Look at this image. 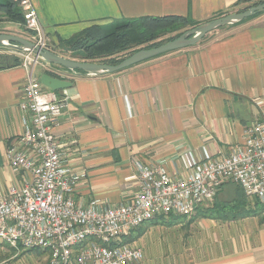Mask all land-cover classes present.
Wrapping results in <instances>:
<instances>
[{"label":"crops","instance_id":"0c3cea01","mask_svg":"<svg viewBox=\"0 0 264 264\" xmlns=\"http://www.w3.org/2000/svg\"><path fill=\"white\" fill-rule=\"evenodd\" d=\"M237 1L30 0L48 49L59 55L69 53L58 46L60 39L91 25L168 15L205 22L239 8ZM1 15L0 33L18 35L17 23ZM226 29L223 36L111 74L92 76L40 60L30 76L22 56L19 65L0 69V194L29 178L10 169L5 149L23 131V88L42 73L71 83L53 132L70 166L86 172L76 199L127 200L137 188L128 178L134 160L162 162L169 172H180L188 150L197 156L203 147L213 156L228 154L242 141L244 127L264 118V103L255 102L264 100V12ZM190 224L196 233L191 241L198 244L188 248L193 264H264V207L236 220L197 218Z\"/></svg>","mask_w":264,"mask_h":264},{"label":"built area","instance_id":"2783aa9c","mask_svg":"<svg viewBox=\"0 0 264 264\" xmlns=\"http://www.w3.org/2000/svg\"><path fill=\"white\" fill-rule=\"evenodd\" d=\"M14 1L31 41L48 49L30 0ZM11 52L23 53L31 76L40 57ZM67 101L65 89L51 90L32 77L23 88L19 103L23 131L6 147L5 155L13 172L29 178L0 194V243L42 250L43 264H137L144 255L142 248L123 238L157 216H190L210 205L226 183L237 185L245 197L264 202V118L246 125L242 141L228 154L213 156L204 147L199 156L184 152L180 172H169L162 162L134 160L135 172L128 178L137 188L125 201L76 199L75 190L86 172L70 166L53 132ZM255 102L260 105L264 100Z\"/></svg>","mask_w":264,"mask_h":264},{"label":"trees","instance_id":"16d2710c","mask_svg":"<svg viewBox=\"0 0 264 264\" xmlns=\"http://www.w3.org/2000/svg\"><path fill=\"white\" fill-rule=\"evenodd\" d=\"M261 2H264V0H238L236 5H242L238 10L241 11L242 9H246ZM0 13L7 21L22 26L24 25L23 13L16 1L0 0ZM260 13L262 12H256L242 21ZM200 23L203 22H196L186 17L175 15L115 19L106 25H91L67 39H60L58 41V46L64 49L65 52H69L72 57H75L74 59L78 58V60L80 59L84 61L117 64L125 58L119 57L122 53H127L128 51L132 53L141 48L158 46L183 33L176 34L174 37H169L162 41L161 38L167 32L183 30L186 27H194ZM4 48L12 50L8 47ZM20 63L21 59L17 55L0 54V69L16 66ZM220 190L210 205L199 207L195 213H193L192 217H189H191V219L214 218L232 220L250 216L255 213L252 208L246 206L247 204L245 201L247 197L244 196L243 192L237 185H235V194L229 202H220L217 200ZM256 204L262 206L261 208L264 207V204L259 200H256ZM178 217L183 216L167 217L160 215L148 222L153 223L152 221L155 220V223H159L165 221L163 218L170 221V218L175 219ZM143 231L144 229L141 225L133 228L129 234L123 238V242H136V240L143 234Z\"/></svg>","mask_w":264,"mask_h":264},{"label":"rangeland","instance_id":"374dc122","mask_svg":"<svg viewBox=\"0 0 264 264\" xmlns=\"http://www.w3.org/2000/svg\"><path fill=\"white\" fill-rule=\"evenodd\" d=\"M240 7H242V5ZM238 10L239 8H236L235 10L230 11V13L240 12ZM243 10L245 9H242L241 11ZM232 25L235 24H226L221 27H218L215 30H212L211 32L205 34L199 41H204L205 39L208 40L210 38L223 36V34L227 33L226 28ZM190 28L192 27H186L183 30L167 32L161 39L162 41H164L169 37H174V35L182 33ZM14 30L18 32V35L20 34L19 36H23L29 40H32L30 33L26 30L24 25L22 26L20 24H16L14 26ZM130 53H131L130 51H128L127 53H122L120 54L121 56L119 57L121 58L126 57ZM0 54L17 55V54H13L11 50H8L2 47L1 45H0ZM22 54L23 53H21L18 56H22ZM59 54H63V53H59ZM62 56L75 58L72 57L70 53H66ZM233 186L234 184L232 183L225 184L221 188L217 200H219L220 202H229L235 194L234 193L235 189ZM245 202L247 204L246 206L252 208L255 212H259L261 210L262 206L256 204V199L246 198ZM261 203L264 204V202ZM192 215L190 216L192 217ZM177 216H181V215H168L167 217H177ZM185 217H178L175 219L170 218V221L168 219L163 218V220L165 221L159 223H155V220L152 221L153 223L151 222L143 223L141 227H143L144 231L143 234L139 237V239L136 240V244H138L142 248V250L144 249L143 253L145 252L146 254L143 255L142 260L139 261L137 264H193L194 261H192V257L194 253L192 251H189L188 248L191 247L192 249L195 244L196 245L198 244L191 241L193 240V236L196 233L193 234V230L195 229L193 228V224L191 226L190 223L191 220L194 221L197 218L191 219L189 218V216H185ZM184 219H187L188 222L187 221L185 222ZM190 226L191 229L189 228ZM201 243L202 241H200L198 249L201 248L202 246ZM172 245H174L175 248L173 252L170 250ZM44 261H45V253L42 250H39L37 248L23 249L21 247L14 249L6 244L0 243V262L2 264H43Z\"/></svg>","mask_w":264,"mask_h":264},{"label":"water","instance_id":"95a60500","mask_svg":"<svg viewBox=\"0 0 264 264\" xmlns=\"http://www.w3.org/2000/svg\"><path fill=\"white\" fill-rule=\"evenodd\" d=\"M256 12H264V2L252 5L240 12L227 13L200 23L184 31L178 37L168 40L158 46L138 49L117 64H106L65 57L49 49L41 48L29 39L9 33H0V45L14 50L32 52L36 57H40L41 60L48 64L57 65L73 72L98 76L115 73L163 53L193 45L208 32L226 24L239 23ZM38 82L51 90H63L71 85L69 81L51 76L48 73L40 74L38 76Z\"/></svg>","mask_w":264,"mask_h":264}]
</instances>
